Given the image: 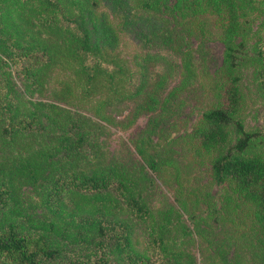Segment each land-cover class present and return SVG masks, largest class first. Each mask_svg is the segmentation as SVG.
Returning a JSON list of instances; mask_svg holds the SVG:
<instances>
[{
	"label": "trees",
	"instance_id": "trees-1",
	"mask_svg": "<svg viewBox=\"0 0 264 264\" xmlns=\"http://www.w3.org/2000/svg\"><path fill=\"white\" fill-rule=\"evenodd\" d=\"M101 1L117 10L125 5L122 0H0V140L10 146L19 137L45 134L43 119L50 122L53 113L48 109L54 107L40 101L30 103L28 113L19 112L10 77L26 90L36 89L44 71L55 64V53H49L31 31L33 38L25 40L27 35L12 22L15 16L36 34L64 40L62 58L74 81L83 79V94L93 88L113 90L118 76H124L126 85L132 82L123 65L104 55L118 45V35L133 33L142 50L156 45L165 53L158 57L164 65L179 56L181 85L191 80L197 68L213 82L211 107L200 113L186 138L210 157L211 182L231 186L233 196L223 199L219 209L209 210L215 219L221 215L230 229L244 228L246 222L250 248L264 264V152L256 150L264 146V106L257 112L255 130H247L240 119L246 99L241 88L264 100V0H138L140 12L133 16L135 21L130 17L133 11L128 10L109 18L92 13ZM149 13L160 16L158 28L142 22ZM138 56L140 64L157 57ZM133 63L138 66V82L128 98L142 92V66ZM67 84L62 89L69 96L72 89ZM71 128L59 134L54 145L38 148L41 161L31 158L35 154L19 156L13 147L8 156L2 155L0 264H189L186 250L179 249L181 242L197 241L201 249L217 246L201 218L189 215L187 225L181 226V215L187 216L197 205L192 189L188 205L179 187L176 207L155 210L146 203L137 179L120 164L99 160L87 166L83 161L80 169L62 164L64 154L82 143L83 135L77 134L74 124ZM148 167L154 171L156 163ZM172 178L179 180L177 173ZM22 186L32 192L45 187L41 196L44 215L27 214L23 209L17 214ZM230 202L232 211L248 209L250 217L231 215L222 208ZM176 226L181 229L178 238L171 236ZM134 229L145 235L143 250L136 247Z\"/></svg>",
	"mask_w": 264,
	"mask_h": 264
},
{
	"label": "rangeland",
	"instance_id": "rangeland-1",
	"mask_svg": "<svg viewBox=\"0 0 264 264\" xmlns=\"http://www.w3.org/2000/svg\"><path fill=\"white\" fill-rule=\"evenodd\" d=\"M122 1L125 5L118 10L113 4L101 1L93 8L92 13L106 14L109 18L116 13L121 16L125 13L124 10H128L133 11L130 17L136 20L137 18L133 19V16L140 12L137 8L138 0ZM153 16L151 13L144 14L142 21L139 15V19L143 23H150V28L154 26L158 28L160 16ZM12 22L20 33L27 35L25 40H31L33 32L34 36L48 47L49 53H55V64L49 65L44 71V77L36 89L26 90L23 83L10 77L16 89L19 112L28 113L30 103L40 101L54 107L48 109L53 113L49 117L50 122L46 123L43 119L45 134L33 139L19 137L10 146L0 140V161L2 155L8 156L12 147L19 156L35 154L38 156L33 155L31 158L41 161L37 153L38 148L46 149L54 145L58 135L71 130V124H74L77 134L83 135L82 143L78 148L65 151L62 164L68 165L71 169H80V163L83 161L87 166L99 160L103 161V164L108 162L120 164L137 179L146 203L155 210H164L167 206L174 205L179 187L185 205H188L192 197L190 189L194 191L197 205L187 216L181 215V226L187 225L189 215L201 218L207 224L205 226L210 228L208 237L216 239L217 246L201 249L195 245L197 241L191 245L181 242L179 249L186 250L185 258L189 264H233L237 261L239 264H261L256 255L258 253L250 248L252 238L248 239V233L246 235L244 232L246 222L244 228L230 229L225 227L226 222L220 219L221 215L217 214L215 219L214 213L209 210L214 207L219 209L223 199L233 196L231 186L227 183L218 186L211 182L208 172L210 157L203 156L196 143L186 138V132L195 126L200 113L211 107L213 82L201 68L194 69L191 80L181 85L184 77L179 56L173 58L169 66L164 65L158 57L162 58L165 53L158 46L151 45L142 50L141 42L133 38V33L120 34L118 45L107 49L104 57L113 58L118 64L123 65L125 75L130 73L132 82L126 85L125 79L122 80L124 76H118L113 90L93 88L83 94L81 92L83 79L74 81L68 62L62 58L63 53L66 54L64 40L56 35L34 33L33 27L19 24L17 16ZM142 53L157 56L156 60L140 64L138 55ZM133 62L142 66L140 69L143 73L140 89L142 92L136 97L128 98L126 95L138 82L136 79L138 66H134ZM65 83L72 89L69 96H66L62 89L66 86ZM241 92L246 95V99L240 119L247 130L253 131L259 124L256 115L264 106V100L246 88H241ZM151 96L153 99H149ZM195 150L198 155L194 154ZM256 150L264 152V146L257 147ZM152 162L156 163L154 171L148 167ZM175 173L179 177L177 182H173L172 178ZM21 189L23 194L19 198L21 205L19 204L17 214L24 210L27 214L44 215L41 196L45 193V187L36 188V192H32V189L27 191V186H22ZM222 208L230 211L231 215L250 217L248 209L243 212L232 211L231 202ZM180 230L177 226L172 228L171 236L178 238ZM23 232L28 233L27 230ZM134 238L137 249L143 250L145 235L142 230L134 229Z\"/></svg>",
	"mask_w": 264,
	"mask_h": 264
}]
</instances>
